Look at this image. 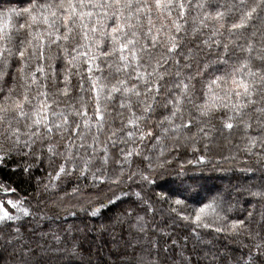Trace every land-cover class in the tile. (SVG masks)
I'll use <instances>...</instances> for the list:
<instances>
[{
	"label": "snow or ice",
	"instance_id": "6c2138e0",
	"mask_svg": "<svg viewBox=\"0 0 264 264\" xmlns=\"http://www.w3.org/2000/svg\"><path fill=\"white\" fill-rule=\"evenodd\" d=\"M5 167L0 264H264V0H0Z\"/></svg>",
	"mask_w": 264,
	"mask_h": 264
},
{
	"label": "trees",
	"instance_id": "16d2710c",
	"mask_svg": "<svg viewBox=\"0 0 264 264\" xmlns=\"http://www.w3.org/2000/svg\"><path fill=\"white\" fill-rule=\"evenodd\" d=\"M41 173L37 172V175H40ZM0 175H3L7 177L9 175V168L5 167L2 172H0ZM13 179L20 180L19 177H13ZM20 188L22 189V194H28L34 191L33 187H29L27 183H20ZM95 239V238H93ZM110 238L105 237L99 242V247L102 249V251L97 254L96 253V246L94 245L92 248V255L89 257L88 255L84 256V260L87 261L89 258L93 261V264H107V261L110 259L107 249L111 247V244L109 243ZM87 247L85 248V252H87Z\"/></svg>",
	"mask_w": 264,
	"mask_h": 264
}]
</instances>
